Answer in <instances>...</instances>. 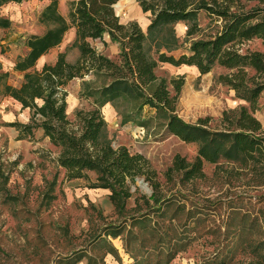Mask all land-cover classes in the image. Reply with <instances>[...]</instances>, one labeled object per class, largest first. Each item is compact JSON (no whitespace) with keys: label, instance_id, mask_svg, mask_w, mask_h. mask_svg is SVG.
<instances>
[{"label":"rangeland","instance_id":"1","mask_svg":"<svg viewBox=\"0 0 264 264\" xmlns=\"http://www.w3.org/2000/svg\"><path fill=\"white\" fill-rule=\"evenodd\" d=\"M47 1L10 2L0 7V15L10 22L0 28V69L9 71L12 85L18 84L21 75L11 66L25 52L24 37L43 31L37 16ZM69 1L57 3L64 17ZM221 1L210 4L217 6ZM118 2L121 6L114 5L113 10L119 21H135L145 31L150 12H142L137 0ZM260 6L256 1L234 0L230 11ZM193 20L195 32L188 36L185 33L192 21L161 28L156 36L168 38L169 28L176 40L169 42L175 46L170 51H161L177 57L186 52L189 41L208 38L221 25L219 18L202 9ZM73 38L70 27L35 67L52 62L63 51L72 62L77 56L71 46ZM88 41L97 52L117 62L118 44L106 34ZM152 46L147 37L144 47L155 57ZM240 48L264 53L259 39ZM227 72L213 66L199 74L193 66L165 62L154 68L155 75L167 81L182 77L176 116L185 123L219 131L229 127L241 106L248 108L217 80L218 74ZM86 85L97 87L101 80L86 75L63 87L70 121L75 110L90 108V100L79 97ZM167 88L172 95L171 85ZM137 103L127 95L101 108L106 138L114 147L122 145L130 153H140L153 172L152 181L141 176L128 181L124 197L100 186L93 171L66 178L55 162L58 149L39 129L30 140L17 139L16 130L7 123H27L29 114L12 99L0 97V264H264V152L250 161L221 158L213 164L204 162L199 178L167 173L174 155L190 162L197 145L166 133L163 115L149 104L134 112ZM252 115L260 124L254 134L264 139V85Z\"/></svg>","mask_w":264,"mask_h":264},{"label":"trees","instance_id":"2","mask_svg":"<svg viewBox=\"0 0 264 264\" xmlns=\"http://www.w3.org/2000/svg\"><path fill=\"white\" fill-rule=\"evenodd\" d=\"M22 1L27 0H0V7ZM245 1H256L261 6L230 11L234 0H222L217 6L210 4L214 0H160L158 5L137 0L140 10L149 11L152 16L143 31L135 21H119L112 7L118 0H71L67 3L66 17L58 12V0H48L37 16L43 31L24 37L25 52L11 66L12 71L21 75L18 84H10L9 71L0 69V97L12 99L29 114L27 123L11 121L7 125L16 130L17 139L30 140L39 129L42 137L58 149L55 162L66 178H80L84 171H93L100 186L124 197L128 181L138 176L152 181L153 173L140 153H130L122 145L114 147L106 138L101 108L127 95L138 102L134 112L149 104L163 115L166 133L183 142L196 143L193 160L188 162L174 155L167 173L181 172L183 178H199L204 162L213 164L221 158L252 160L264 152V139L254 134L260 124L252 115L264 85V53L241 50L240 45L251 39H259L264 45V0ZM199 9L221 20L219 30L208 38L189 41L186 52L177 57L161 51H170L175 46L169 42L176 41L169 28L168 38L156 36L161 28L178 21H192L185 33L191 35L195 32L193 19ZM9 24L0 15V28ZM70 27L74 30L71 46L77 49L76 58L69 62L64 51L58 52L52 62L36 68L37 59L56 47ZM105 34L118 44L117 62L89 44L88 40L100 39ZM147 37L153 42L155 57L144 47ZM160 62L193 66L199 74L209 72L213 66L227 70L218 74L217 80L231 89L236 98L245 101L248 108L241 106L225 131L183 122L174 114L182 77L168 81L157 77L154 68ZM86 75L101 80V85L82 87L79 97L89 99L90 108L75 110L70 121L66 116L63 87L71 79ZM168 85L172 87V95Z\"/></svg>","mask_w":264,"mask_h":264},{"label":"crops","instance_id":"3","mask_svg":"<svg viewBox=\"0 0 264 264\" xmlns=\"http://www.w3.org/2000/svg\"><path fill=\"white\" fill-rule=\"evenodd\" d=\"M119 1V0H118ZM117 4H120V6H121V2H117L115 5H117ZM116 14V13H115ZM117 15V14H116ZM118 16V15H117ZM45 55V54H44ZM44 55H42V56H40L38 59H37V61L40 59V58H42ZM54 60V59H53ZM36 61V62H37ZM65 100H66V98H65ZM15 102V101H14ZM19 107H20V105L17 103V102H15ZM22 110H26L27 112H28V110L26 109V108H24V109H22Z\"/></svg>","mask_w":264,"mask_h":264},{"label":"water","instance_id":"4","mask_svg":"<svg viewBox=\"0 0 264 264\" xmlns=\"http://www.w3.org/2000/svg\"><path fill=\"white\" fill-rule=\"evenodd\" d=\"M114 5H115V4H113V6H112V7H114Z\"/></svg>","mask_w":264,"mask_h":264}]
</instances>
